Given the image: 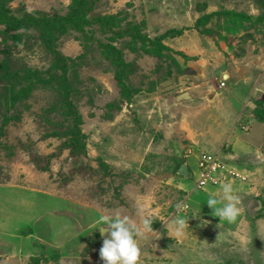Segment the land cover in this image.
<instances>
[{
    "label": "rangeland",
    "instance_id": "1",
    "mask_svg": "<svg viewBox=\"0 0 264 264\" xmlns=\"http://www.w3.org/2000/svg\"><path fill=\"white\" fill-rule=\"evenodd\" d=\"M70 1L7 0V7L51 22ZM89 4L87 33L57 44L76 74L67 101L43 81L5 103V88L28 72L47 78L51 57L33 30L19 44L15 32L0 33V264L36 256L37 264H103L97 220L116 210L137 223L138 210L153 220L157 233L148 235L156 247L142 242L140 264H264V120L257 118L264 112V0ZM110 15L119 19L115 27L101 20ZM131 25L147 37L145 48L121 34ZM109 46L127 65L124 95L101 54ZM184 92L190 98L178 100ZM199 152L246 178L221 183L240 197L232 223L204 204L220 186L195 188ZM182 164L189 178L177 174ZM183 200V217L200 219L189 217L178 236L171 220Z\"/></svg>",
    "mask_w": 264,
    "mask_h": 264
},
{
    "label": "trees",
    "instance_id": "2",
    "mask_svg": "<svg viewBox=\"0 0 264 264\" xmlns=\"http://www.w3.org/2000/svg\"><path fill=\"white\" fill-rule=\"evenodd\" d=\"M90 11L89 0H71L68 6V11L64 15L57 16L53 21L48 22L42 18L41 13L38 11L28 12L22 16L14 15L9 8L7 7V0H0V25L3 27V30H0L2 35L11 34L10 31L15 32L13 34V39H16V43L19 44L21 37L28 30H33L36 32V35L43 41L50 57L49 65V75L47 78L38 77L36 71L33 73L28 72V74L23 75L22 79L16 80L15 83L6 87L5 90L9 92V97H5V103H13L18 98H22L26 93H28L32 88H34L38 83L43 81L49 83L56 92L61 93V98L64 101L68 100L69 96H74L76 94L75 82L76 74L74 69V63L69 59L61 55L57 48L58 41L64 36L70 35L72 33L85 34L87 33V25L90 23L88 13ZM105 24H108L109 27H115L118 24L117 16H103L101 18ZM119 26V25H118ZM121 34H126L133 39L141 43L144 47L145 42L148 40L141 32L139 28L131 25L128 29L120 30ZM101 54L105 59L110 63L112 67L116 69L115 79L120 88L121 94L124 95L126 79L125 72L121 73L120 71L127 65L123 63L122 55L119 50L113 49L111 46L105 48L101 51ZM71 72L73 75L68 78V73ZM56 73H60V76H56ZM19 89L15 91L16 87ZM6 96V95H5ZM65 107L68 104L63 105ZM71 107L72 104H71ZM78 119L77 116H75ZM257 118L264 120V112H259ZM78 122V121H77ZM77 122H73V127L70 128V133L72 130H75L77 127ZM75 141V140H74ZM76 145L70 146L72 154H76L79 144L75 141ZM39 257H31L28 264H37Z\"/></svg>",
    "mask_w": 264,
    "mask_h": 264
},
{
    "label": "clouds",
    "instance_id": "3",
    "mask_svg": "<svg viewBox=\"0 0 264 264\" xmlns=\"http://www.w3.org/2000/svg\"><path fill=\"white\" fill-rule=\"evenodd\" d=\"M240 197L236 193L233 185L224 182L219 187V195H209L206 204L211 213L218 217L219 221L228 223L234 222L241 212ZM177 210L183 207L182 204L175 206ZM139 222L128 215H123L116 210L111 215H101L97 220V227L101 233V247L99 257L103 264H140L142 255V242L145 245H152L149 239V233H157L153 228V220L144 214L142 210L137 211ZM189 217L196 216H176L171 220L173 231L179 236L183 235L185 229H188ZM208 221L201 220L200 225L207 224Z\"/></svg>",
    "mask_w": 264,
    "mask_h": 264
},
{
    "label": "built area",
    "instance_id": "4",
    "mask_svg": "<svg viewBox=\"0 0 264 264\" xmlns=\"http://www.w3.org/2000/svg\"><path fill=\"white\" fill-rule=\"evenodd\" d=\"M241 129L245 130L243 126ZM186 152V156L192 154L190 149ZM197 157L198 179L195 186L196 189L202 190L207 186L218 187L227 177L234 184L246 182L244 175L226 167L223 163L217 160L215 155L199 152ZM179 204H182L183 207L179 210H177L176 207L174 208V218L176 216H183L188 211L189 205L186 200L181 201Z\"/></svg>",
    "mask_w": 264,
    "mask_h": 264
},
{
    "label": "water",
    "instance_id": "5",
    "mask_svg": "<svg viewBox=\"0 0 264 264\" xmlns=\"http://www.w3.org/2000/svg\"><path fill=\"white\" fill-rule=\"evenodd\" d=\"M224 78H225V76H224ZM190 98V96H189V94L187 93V92H184V93H181V94H179L178 96H177V99L178 100H187V99H189ZM177 174H179V175H181V176H183V177H185V178H189L190 177V173H189V171H188V169H187V166H186V164H182L179 168H178V170H177ZM258 206L260 207V204L258 203ZM101 234V233H100Z\"/></svg>",
    "mask_w": 264,
    "mask_h": 264
},
{
    "label": "crops",
    "instance_id": "6",
    "mask_svg": "<svg viewBox=\"0 0 264 264\" xmlns=\"http://www.w3.org/2000/svg\"><path fill=\"white\" fill-rule=\"evenodd\" d=\"M260 207L258 206V208L257 209H259Z\"/></svg>",
    "mask_w": 264,
    "mask_h": 264
}]
</instances>
